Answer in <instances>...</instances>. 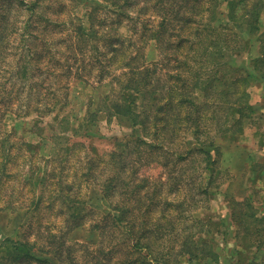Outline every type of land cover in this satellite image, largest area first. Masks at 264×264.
Wrapping results in <instances>:
<instances>
[{
    "label": "rangeland",
    "instance_id": "1",
    "mask_svg": "<svg viewBox=\"0 0 264 264\" xmlns=\"http://www.w3.org/2000/svg\"><path fill=\"white\" fill-rule=\"evenodd\" d=\"M1 3L6 17L0 35L8 36L0 39V245L7 237L37 239L42 249L47 247L46 236L51 231L66 236L62 256L39 250L31 260L17 261L1 253L0 264H122L126 243L120 227L113 228L112 221L104 218L121 198L117 191L118 197L109 198L112 189L109 193L105 190L109 176L116 173L110 165L97 183L88 182L81 188L75 185V190L83 193L84 204L93 208L85 210L84 227H70L72 220L61 213L66 207L62 190L67 182L80 183L82 165H87L91 148L105 152L107 159L111 152L137 159L143 176L136 175L133 185L144 184L145 177L148 180L141 191L145 197L134 202L135 212L141 213L138 199L153 197L151 219L167 211L169 217L164 216L163 221L174 218L177 222L173 241L176 238L178 248L173 247L171 264H260L264 259V222L260 225L250 215L258 209L264 216V82L248 87L255 112L246 119L238 140L224 139L222 134L214 138L217 150L212 144L215 161L209 169L202 153L183 160L176 157L186 147L195 146L192 134L186 138L179 131L166 140L167 151L155 150L139 144L137 139L144 131L132 116L110 112L123 95L132 97L130 88H124L128 75L122 74V65L128 61L151 70L150 88L167 90V73L179 66L168 54L172 49L163 51L153 33L164 31L160 27L164 15L174 16L185 0H132L133 15L123 19L110 0H42L35 13L20 0ZM261 3L256 12L260 29L249 31L246 37L253 55L264 51V0ZM222 6L225 10L227 4ZM31 15L33 21L25 24ZM168 20L171 36V30H176L169 16ZM88 21H94L96 31L91 33L88 28L85 39L76 37L74 27L81 22L89 25ZM25 28L32 31L26 37ZM245 29V25L239 27L246 34ZM109 37L114 44L108 43ZM93 45H97L94 51ZM113 47L118 50L112 51ZM92 52L108 60L106 68L90 58ZM114 52L119 54L111 59ZM232 63L239 69L237 75L247 73L252 65L248 59ZM222 108L216 112L220 119L216 117L213 125L209 122L214 133H219L217 126L229 128L224 123L228 114L239 116L229 113L228 105ZM95 112V121H86L81 127L83 117ZM176 177L183 181L179 191L173 184ZM201 179L204 186L209 183L207 193L198 189ZM178 198L182 210L172 205ZM193 232L199 256H178L177 251L186 246L184 241ZM258 241L263 244L257 245Z\"/></svg>",
    "mask_w": 264,
    "mask_h": 264
},
{
    "label": "trees",
    "instance_id": "2",
    "mask_svg": "<svg viewBox=\"0 0 264 264\" xmlns=\"http://www.w3.org/2000/svg\"><path fill=\"white\" fill-rule=\"evenodd\" d=\"M41 1L30 0L26 2V0H20L32 13L36 12ZM110 1L114 5V10L118 16H122V19L125 16L132 17V0ZM261 1L256 0L251 3L246 0H185V3L178 5L177 13L175 12L174 16L167 13L176 30H171V33L174 32L171 36L169 34L170 29L166 27L170 21L167 14L164 15L160 22V27H164V31L156 29L153 36L158 43H161L163 51L172 49L168 54L172 57L171 60L179 66L175 72L167 73L169 79L164 85L167 90L160 92L155 87L150 88L151 70L144 69L145 67L140 64L133 65L128 61L122 65L124 66L122 74L128 75L129 81L124 88H130L132 97L123 95L120 101L113 103L114 109L110 111L121 116H132L135 123L143 127V137L137 139L140 145L145 144L155 150L167 151L165 149L169 148L165 145L166 140L175 137L179 131L182 134L184 133L182 136L186 138L192 134L196 139L195 146L186 147L184 151L178 153V155L176 154V157L183 160L195 152L202 153L204 155L202 159L207 164L206 169H209L210 162L215 161L212 146L214 145L216 148L217 145H215L216 139L214 138L222 134L224 139L238 140L247 124L246 119L251 118L252 113L255 112V106L250 102L248 87L253 83L264 82V51L258 55H253L252 50L249 49L251 46L249 39H246L249 31L260 29L258 26L259 15L256 17V12L260 8L258 6H262ZM224 3L227 4L225 10L222 9ZM4 9L5 7L1 3L0 33L5 23L4 16L6 17ZM94 11L92 10L91 14ZM139 11H137L138 14H140ZM30 21H33V15L25 20V24H29ZM88 22L89 25H84L81 22L74 27V30L77 31L76 37L80 36L81 39H85V29L88 28L91 33L96 31L94 21ZM238 25L239 27H243V25L248 27L247 30L245 29L246 34L239 30ZM29 33H32V31L26 29L24 36L26 37ZM7 36V33L6 36L1 37L0 35V39H5ZM173 36H176L175 40L172 38ZM107 39L108 43L114 44L109 41L110 37ZM93 46L92 50L94 51L97 45ZM183 47L186 48L182 49ZM117 50V47L112 49V51ZM87 53L85 51L84 56ZM118 54V52H114L110 55V58L113 59ZM91 57H94L95 62L106 68V61L108 60L104 61L99 54L94 56L93 52L90 55ZM132 59H135V56H132ZM247 59L252 63L249 71L237 75L239 69L232 62L246 61ZM238 83L240 87L236 89L235 85H238ZM112 91L114 90L112 89ZM238 93L240 94L238 95ZM105 96L103 95V97ZM226 105H228L229 113L239 114V116L234 118L228 114L224 123L229 128L222 129L217 126L216 130L219 133H214L215 129L210 127L209 122L213 125V120L220 116L216 112H220L223 109L222 107ZM212 107H215V110ZM211 108L212 111L209 113ZM88 113L90 114L92 111L89 109ZM96 116L97 113L95 112L89 117H83L84 121L80 122V126L82 127L86 121H95ZM74 132H77L76 129H74ZM147 137H152L154 141H148ZM91 150L92 152L88 154L87 165H82L80 183L67 182L66 189L62 190L61 197L64 199L66 207H62L61 213H67L72 220L68 225L73 228L84 227L87 220L84 219L86 217L85 210L93 209L84 204L83 193L80 192V189L75 190V185L81 188L82 184L88 182L97 183V178L100 175L103 177L105 167L110 165L113 174L114 171L116 173L109 176V182L105 190L109 193V190L112 189L109 198L111 196L118 197V195H115L116 191L119 192L121 198L118 203H114L113 211L111 210L104 218L105 222L112 221L113 228L120 227L122 238L126 243V250L121 257V263L171 264L170 256L174 250L173 247H177L174 242L176 238L173 241L177 222L174 218L163 221V217L168 215L167 211L164 213L165 215L162 214L158 219H151L153 197H150L149 201H146L145 198H143V201L138 199L142 203L139 209L141 213L135 212L136 205H134V202L141 196L145 197L141 191H143L142 188L147 186L145 182L148 180L145 177L144 184L139 185L137 183L133 185L136 175L138 177L143 176L139 173L137 159H129L128 157L127 159L123 153L114 152H111L109 159H107L105 152H100L95 148H91ZM99 171L101 172L97 175ZM212 173H214V168ZM181 182L183 181L178 177L173 181V184L177 186V191L180 190ZM203 184L204 182L201 179L198 189L207 193L209 183L205 186ZM146 193H149V191H146ZM178 201H180L179 198L172 205L182 210V202L177 203ZM257 210H253L254 212L250 216L254 217V220L261 225V222H264V216L257 213ZM175 217H179V214ZM98 219L101 220V217H98ZM197 220L201 223L200 218L197 217ZM260 232L261 230H259ZM194 233H190L191 235L184 241L186 246L180 247L178 245L180 247L177 251L178 256L189 254L192 259L199 256L196 253L199 249V243L195 237L193 238ZM65 236V233L51 231V234L46 236L47 247L42 249H40L39 240L37 239L30 241L24 238L7 237L0 245V254L8 253L7 256L12 259L22 261L31 260V257L36 256L34 252L43 250L44 252L58 254L59 257L63 254ZM175 237L178 238V231ZM263 242L258 241L256 244L261 246ZM68 256H72L71 250H68ZM69 258L74 262L72 257ZM260 264H264V259L260 261Z\"/></svg>",
    "mask_w": 264,
    "mask_h": 264
}]
</instances>
